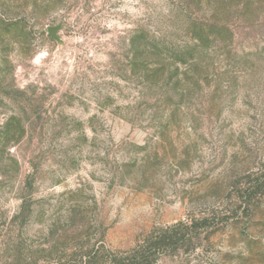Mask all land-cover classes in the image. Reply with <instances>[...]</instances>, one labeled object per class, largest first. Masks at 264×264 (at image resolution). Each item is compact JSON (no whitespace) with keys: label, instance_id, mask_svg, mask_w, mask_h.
Segmentation results:
<instances>
[{"label":"rangeland","instance_id":"1","mask_svg":"<svg viewBox=\"0 0 264 264\" xmlns=\"http://www.w3.org/2000/svg\"><path fill=\"white\" fill-rule=\"evenodd\" d=\"M0 264H264V0H0Z\"/></svg>","mask_w":264,"mask_h":264},{"label":"trees","instance_id":"2","mask_svg":"<svg viewBox=\"0 0 264 264\" xmlns=\"http://www.w3.org/2000/svg\"><path fill=\"white\" fill-rule=\"evenodd\" d=\"M178 227H183V228H185V230H191V229H193L194 227H195V224L192 222V221H190V223L188 222V223H186V224H180V225H178ZM162 234V236L165 234V232H160V234L159 235H161ZM161 236H159V238H160Z\"/></svg>","mask_w":264,"mask_h":264},{"label":"water","instance_id":"3","mask_svg":"<svg viewBox=\"0 0 264 264\" xmlns=\"http://www.w3.org/2000/svg\"><path fill=\"white\" fill-rule=\"evenodd\" d=\"M55 30H56V29H53V28H52V29H48V32H49L51 35H53V33L55 32Z\"/></svg>","mask_w":264,"mask_h":264}]
</instances>
